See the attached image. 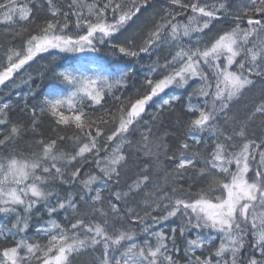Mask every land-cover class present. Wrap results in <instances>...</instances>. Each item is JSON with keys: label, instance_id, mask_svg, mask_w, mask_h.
I'll list each match as a JSON object with an SVG mask.
<instances>
[{"label": "snow or ice", "instance_id": "snow-or-ice-1", "mask_svg": "<svg viewBox=\"0 0 264 264\" xmlns=\"http://www.w3.org/2000/svg\"><path fill=\"white\" fill-rule=\"evenodd\" d=\"M0 87V264H264V0H0Z\"/></svg>", "mask_w": 264, "mask_h": 264}, {"label": "trees", "instance_id": "trees-1", "mask_svg": "<svg viewBox=\"0 0 264 264\" xmlns=\"http://www.w3.org/2000/svg\"><path fill=\"white\" fill-rule=\"evenodd\" d=\"M42 63V62H41ZM18 79V78H17ZM44 84H46L47 83V81H45V82H43ZM45 91L47 90L46 88L44 89ZM9 91V89H4V88H2V87H0V93H4V94H6L7 92ZM4 97L3 96H0V99H3ZM16 99H18L17 97H13V100L15 101ZM193 191L195 192L196 191V189L195 188H193Z\"/></svg>", "mask_w": 264, "mask_h": 264}, {"label": "rangeland", "instance_id": "rangeland-1", "mask_svg": "<svg viewBox=\"0 0 264 264\" xmlns=\"http://www.w3.org/2000/svg\"><path fill=\"white\" fill-rule=\"evenodd\" d=\"M42 63H44V61H41Z\"/></svg>", "mask_w": 264, "mask_h": 264}]
</instances>
